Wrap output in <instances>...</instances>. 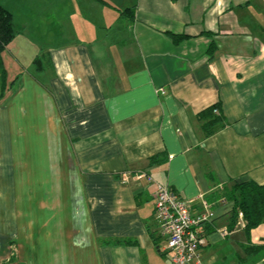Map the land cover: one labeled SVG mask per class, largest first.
I'll return each instance as SVG.
<instances>
[{
  "label": "crops",
  "instance_id": "crops-1",
  "mask_svg": "<svg viewBox=\"0 0 264 264\" xmlns=\"http://www.w3.org/2000/svg\"><path fill=\"white\" fill-rule=\"evenodd\" d=\"M30 4L44 67L13 58L11 77L4 62L0 264H173L157 183L194 211L201 194L214 204L191 264H264L248 249L264 223L235 226L228 198L238 180L264 184V0ZM215 104L225 125L206 134Z\"/></svg>",
  "mask_w": 264,
  "mask_h": 264
},
{
  "label": "built area",
  "instance_id": "built-area-1",
  "mask_svg": "<svg viewBox=\"0 0 264 264\" xmlns=\"http://www.w3.org/2000/svg\"><path fill=\"white\" fill-rule=\"evenodd\" d=\"M149 179L152 178L149 176ZM198 200L201 207L194 211L190 200L169 186L157 183L155 219L163 241L161 249L171 255L173 264H191L206 243L201 226L214 218V204L202 194Z\"/></svg>",
  "mask_w": 264,
  "mask_h": 264
},
{
  "label": "trees",
  "instance_id": "trees-1",
  "mask_svg": "<svg viewBox=\"0 0 264 264\" xmlns=\"http://www.w3.org/2000/svg\"><path fill=\"white\" fill-rule=\"evenodd\" d=\"M16 35L14 15L11 10L0 2V81L1 92L0 100L5 96L8 85V72L3 60V52L12 42ZM176 42L184 38L183 35L172 34ZM213 46L210 48V52ZM37 69L44 67V60L37 56L35 59ZM215 104L199 113V119L203 121L202 128L206 134L213 133L217 128L225 125L224 118L221 114L215 113L218 109ZM229 197L234 202V224H238L240 213L244 219V229L250 234L253 229L264 223V184H260L254 180H238L234 183L229 191ZM255 250V253L262 251L264 256V244L249 247Z\"/></svg>",
  "mask_w": 264,
  "mask_h": 264
},
{
  "label": "rangeland",
  "instance_id": "rangeland-1",
  "mask_svg": "<svg viewBox=\"0 0 264 264\" xmlns=\"http://www.w3.org/2000/svg\"><path fill=\"white\" fill-rule=\"evenodd\" d=\"M5 0H0L1 3ZM9 3H12V11L15 13V30L16 35L12 40V43L15 41L17 46L15 47L14 43L7 47L5 54L6 64L9 67V73L11 77H14L16 74V61L13 59H19L22 63L26 65L32 64L31 61L38 55L41 56V51L45 48L41 46H36L32 43L30 33L24 30L23 23L29 21L32 18L31 13V4L30 0H8ZM4 5V4H3ZM12 57V58H11ZM17 57V58H16ZM36 59V58H35ZM21 65V63H20ZM0 92H1V81H0Z\"/></svg>",
  "mask_w": 264,
  "mask_h": 264
}]
</instances>
